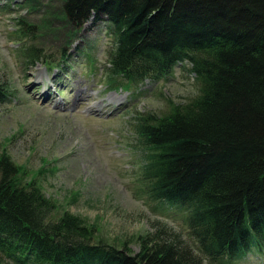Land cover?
Masks as SVG:
<instances>
[{
  "label": "trees",
  "instance_id": "obj_1",
  "mask_svg": "<svg viewBox=\"0 0 264 264\" xmlns=\"http://www.w3.org/2000/svg\"><path fill=\"white\" fill-rule=\"evenodd\" d=\"M61 1L73 27L109 24L115 86L189 66L199 94L136 119L148 196L187 211L212 264L264 253V0ZM24 51L30 65L46 59L35 47ZM8 96L0 85V103ZM22 175L0 154V264H204L163 227L140 237L133 253L96 240L95 228L69 212L53 220L56 204Z\"/></svg>",
  "mask_w": 264,
  "mask_h": 264
},
{
  "label": "rangeland",
  "instance_id": "obj_2",
  "mask_svg": "<svg viewBox=\"0 0 264 264\" xmlns=\"http://www.w3.org/2000/svg\"><path fill=\"white\" fill-rule=\"evenodd\" d=\"M109 28L93 20L73 27L61 0H0V85L9 93L0 103V154L56 204L53 220L69 212L95 228L96 240L133 253L140 237L163 227L212 264L190 234L187 211L150 200L135 127L138 117L194 99L196 77L179 66L158 82L135 87L118 79L115 86ZM30 47L45 61L30 65ZM214 264H264V253Z\"/></svg>",
  "mask_w": 264,
  "mask_h": 264
}]
</instances>
